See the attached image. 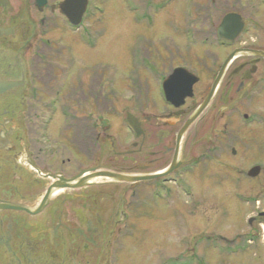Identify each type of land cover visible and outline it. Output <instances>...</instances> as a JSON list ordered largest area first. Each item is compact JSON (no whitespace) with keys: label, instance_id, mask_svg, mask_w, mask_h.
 <instances>
[{"label":"flooded vegetation","instance_id":"obj_1","mask_svg":"<svg viewBox=\"0 0 264 264\" xmlns=\"http://www.w3.org/2000/svg\"><path fill=\"white\" fill-rule=\"evenodd\" d=\"M63 1L0 0V81L16 84L0 95V264H177L180 241L173 257L160 245L171 221L194 230L203 203L234 208L263 182L249 153L264 129V0H125L132 29L157 39L133 38L122 106L117 70L106 75L84 44L97 4L73 27ZM70 35L83 51L68 50ZM207 113L209 129L193 131ZM212 161L208 184L221 176L224 195L200 200L192 178ZM258 215L246 246L219 237L229 257L264 254Z\"/></svg>","mask_w":264,"mask_h":264},{"label":"rangeland","instance_id":"obj_2","mask_svg":"<svg viewBox=\"0 0 264 264\" xmlns=\"http://www.w3.org/2000/svg\"><path fill=\"white\" fill-rule=\"evenodd\" d=\"M96 4L100 13L97 17L95 16V18L93 17V13H91L89 17L90 22L86 23V27L89 26L88 28L91 29L92 32L88 34L89 36L84 35V44L87 46V52L97 53V58H100V62H102L103 65L101 66V71L105 72L106 75L112 72V68L110 67L117 70L118 88L121 89V91H118L120 93L117 95V103H120L122 106L123 103H127L128 99L127 91L124 88L125 80L128 76L126 72L128 48L131 43H133V38L138 34L141 35L146 33L147 37L149 36L148 38H151V42L156 41V34H153L152 30H145L142 27L132 29L130 16L126 11L124 0H91V10H93ZM163 15L167 20L170 17L168 14L165 16V13ZM93 19H98L99 21L94 24L92 23ZM66 36H68V34L64 30H60L56 33V37H61V39ZM69 37L68 39L71 42L68 41L67 43L68 50L70 52L83 51L79 48L80 45L77 50L75 49L74 43L76 41V36L70 35ZM91 43L92 45H90ZM95 44L97 45V49L94 47ZM105 63H107V66ZM105 67L110 69L105 70ZM106 86H108V84ZM244 112L247 113L248 111ZM261 113L264 115V110H261ZM209 114L210 113H207L200 119L193 131H206L209 129ZM218 130H220V128ZM243 133L255 135L254 130L253 133H251L250 129H245ZM187 149L189 151L193 148L187 146ZM258 149H261V151H251L249 153V158L264 165L263 128L260 132V145ZM195 152L197 153V151L194 150V153ZM191 154L192 153L188 154L187 158ZM220 162L212 161L209 164L201 165L197 172L198 176L191 177L192 182L194 181V183L196 182L195 185L197 184V192L200 200L207 196L209 198L213 193L215 196L216 189L222 190L224 195V187L222 183L218 181L223 179L221 176L215 178L213 185L208 184L211 178L210 173L207 174V172L211 169L217 170V167H220ZM205 168L208 170H204ZM259 179L263 180V182H261L259 186L246 187L242 202L239 205H234V208L229 204H226V208L224 206L226 200L222 198L220 201H217L216 198L214 199V203L211 205L212 210L210 211L206 210L205 203H203V206H199L197 214L198 225L192 228L194 230L188 228V219L185 218L184 215L181 217V227H176L174 221H171L170 224H172L175 229L171 232L168 231L165 237L160 241L161 251L165 252V258L173 257L178 254H174V251H176V246H178L180 241L178 247L181 258L177 264H190V261L194 259L191 254L193 248L197 251V257L193 261V264H264V254L252 250H248L244 254H239L237 256L231 255L229 257L226 254V243L222 240L221 242L219 241V237H223L235 241V243L233 241V245L228 244L231 247H238L240 245L246 246L247 239L257 229L256 217L259 216L258 213L260 210L264 212V177H259ZM255 201H257V204ZM217 202L220 204H217ZM251 218H253V221L250 224L249 220Z\"/></svg>","mask_w":264,"mask_h":264},{"label":"water","instance_id":"obj_3","mask_svg":"<svg viewBox=\"0 0 264 264\" xmlns=\"http://www.w3.org/2000/svg\"><path fill=\"white\" fill-rule=\"evenodd\" d=\"M87 7V0H64L62 3L59 4L58 10L59 12L67 19V21L72 26H78L81 22V18L86 10ZM225 27V21L220 26V30L223 31ZM222 37V35H220ZM176 74L174 73L172 76L169 77V79L164 84V93L167 99H174L175 92L172 88H170L169 84L175 79ZM16 86L15 83L11 82H1L0 81V95L3 94L6 91H9L10 89L14 88ZM210 99V96L206 99V103H203L197 110V112L194 114V116L185 123V125L182 127L180 133H183L191 123H193L197 117L203 112V110L207 106V102ZM176 104V103H171ZM259 171L258 168H253L249 172V176H254ZM113 178L117 180H121L118 176H112Z\"/></svg>","mask_w":264,"mask_h":264},{"label":"bare ground","instance_id":"obj_4","mask_svg":"<svg viewBox=\"0 0 264 264\" xmlns=\"http://www.w3.org/2000/svg\"><path fill=\"white\" fill-rule=\"evenodd\" d=\"M95 49H97V47H95Z\"/></svg>","mask_w":264,"mask_h":264}]
</instances>
